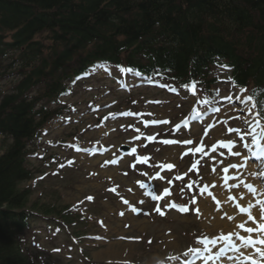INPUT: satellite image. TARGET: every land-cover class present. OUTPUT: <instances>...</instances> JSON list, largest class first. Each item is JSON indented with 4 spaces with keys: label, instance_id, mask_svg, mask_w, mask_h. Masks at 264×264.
Masks as SVG:
<instances>
[{
    "label": "rangeland",
    "instance_id": "obj_1",
    "mask_svg": "<svg viewBox=\"0 0 264 264\" xmlns=\"http://www.w3.org/2000/svg\"><path fill=\"white\" fill-rule=\"evenodd\" d=\"M9 62L5 60L0 63V75L3 76L0 96L9 93L20 81L18 72L7 68ZM109 68V71L103 68L95 70L75 87L70 102L79 107L74 114L77 122L71 123L70 129H64L63 124L57 122L48 126L49 135L41 136V141L36 144V150L40 149L44 154L43 159H28L33 177L19 186L20 190L29 191L26 210L31 218L28 229L20 238L28 264H114L117 261L161 264L168 261L167 256L178 255L190 247L202 248L197 244L199 238H216L234 229L229 223L231 212L226 215L217 208L218 200L212 204L207 199V191H200L203 188L201 185H193L191 190L185 186L190 183V176L195 177L194 172L189 171L194 163L191 161L193 154L188 159H181L186 149L180 144L164 146L163 143L165 139L192 140L191 149L205 145L206 160L197 165V169L206 182L219 181L215 187L208 188V192L218 198L224 197L228 203L230 195L226 192L228 184L226 186L223 179L225 174L213 172L212 168L217 169L218 162L226 161L229 164L227 160L230 155L219 148L217 152H212L211 146L230 139L231 135L239 146L236 134L228 132L229 127L241 126H238L240 121L232 118L237 115L236 110L221 101L232 92V85L223 84L215 88L220 99L217 98L211 106L217 105L221 109L216 116L203 127L195 125L189 131L183 128L178 132L174 130L175 125L186 120L188 115L192 116L193 108L201 110L200 105L194 104L193 97H186L184 88L175 91L167 89V92L158 88L141 90L139 85L134 86L137 77L127 75L125 79L122 75V84L129 85V82L132 85L130 92L124 91L122 95L111 82L112 78L121 79L119 72L115 67ZM218 72L223 77L227 74L223 70ZM105 81L109 87L104 91L98 90ZM198 96L203 99L205 95L198 92ZM113 100L120 105L114 107L113 113L127 109L137 119L104 118L101 116L103 111L91 115V111L100 103ZM83 112L84 117H88L85 120L79 118ZM153 121L170 123L164 127H153L159 124ZM145 123L149 127L144 128ZM148 137L153 139L149 140ZM159 137L163 140L161 149L156 147ZM75 140L82 145L72 146ZM2 141L0 137V154ZM63 141L70 144L64 145ZM123 145L131 150L136 148V153L127 156L118 153ZM48 154H52L54 159L50 160ZM137 156L150 159L147 163H137ZM198 156L200 154L196 160ZM105 161L117 163L106 164ZM174 162L178 164L180 173L158 167L168 163L176 165ZM157 173L164 179H158ZM176 175H184V180H175ZM170 179L172 184L168 183ZM166 188L171 190V196L165 199L189 208L187 213L169 209L164 201L159 204L165 214L161 216L154 211L157 202L151 201V194L162 195V190ZM181 188L184 190L181 191ZM193 196L196 197V204L191 203ZM88 197L93 199L89 200ZM142 199L149 202L140 204ZM123 200L129 204L125 205ZM130 205L143 211L134 214L129 210ZM45 209L49 210L48 216L43 213ZM122 212L124 215H121ZM219 247L215 250L216 254Z\"/></svg>",
    "mask_w": 264,
    "mask_h": 264
},
{
    "label": "trees",
    "instance_id": "obj_2",
    "mask_svg": "<svg viewBox=\"0 0 264 264\" xmlns=\"http://www.w3.org/2000/svg\"><path fill=\"white\" fill-rule=\"evenodd\" d=\"M13 53L23 79L0 102V135L11 140L0 156V264H28L19 236L29 191L19 186L33 176L28 145L52 118L37 103L55 102L92 62L124 60L179 85L196 80L207 94L214 63H227L235 83L254 87L264 116V1L0 0V60Z\"/></svg>",
    "mask_w": 264,
    "mask_h": 264
},
{
    "label": "snow or ice",
    "instance_id": "obj_3",
    "mask_svg": "<svg viewBox=\"0 0 264 264\" xmlns=\"http://www.w3.org/2000/svg\"><path fill=\"white\" fill-rule=\"evenodd\" d=\"M221 67L226 68L227 66L221 65ZM121 71L122 72L127 71L131 73L132 69H121ZM228 79L229 81H231L233 85H235V81L232 80V78L229 77ZM182 87L186 90L185 92L186 97L187 96L193 97L194 104L201 106L200 111H197L195 108H193L194 119L202 116L204 112L208 110L207 105L209 104V101L201 99L198 96V92L203 91L201 83L196 80H193L190 85L184 84L182 85ZM172 90L175 91V89H172ZM245 91L246 90L243 87H241L239 91L230 93L223 98V102L230 105L237 112V115L232 118L241 122L240 127H229L228 132L236 134V136L239 138L240 144H242V147L246 149L247 152L252 153L253 146H255L258 149V151H256L253 154L259 157H264V144L259 143L260 140L264 139V120H262L260 116V112L258 110L257 111L253 110L256 106L250 104V101L252 100V96L243 95ZM212 111L213 113H219L221 109L219 107H214ZM124 115L131 116L133 115V113L126 112L124 113ZM153 123H159V122L153 121ZM162 123L168 124L170 122L163 121ZM145 126H147V123L145 124ZM174 130L178 132L181 131L182 130L181 124L175 125ZM258 130H259V133H258ZM137 131L139 130L137 129ZM249 137H251L250 143L248 142ZM148 139L152 140L153 138L148 137ZM163 143L166 145H173V144L192 145L193 141L192 140L178 141L175 139H165ZM205 147H206L205 145L201 144L199 146H196L192 149L185 151L183 155H188L189 151L192 152L194 157L197 154L205 155L206 154L204 152ZM218 148L226 150L227 154L230 156H233V157L242 156V153L239 150L238 144L234 140H229L228 142L219 141L217 142V144H214L211 146V151L217 152ZM233 149H236V150L233 151ZM136 151H137L136 148H132L133 154H135ZM183 155L181 156V159H183ZM221 155H224V153L221 152ZM149 159L150 157H140V156L136 157L137 163H147ZM105 163L106 164L107 163H117V161H105ZM222 163L226 164V161H223ZM200 164H201V161L197 159L195 163L191 165L189 171L196 170L198 172L197 165H200ZM205 165H207V161H205ZM244 166H245L244 163H241V164L231 163L230 165L223 167L222 171L225 174L223 177V179L225 180V185L227 186L228 179L238 180L239 183H233L231 184L230 187L232 189H235V188H239L240 185L243 184L244 189L252 193L253 196L255 197L258 195V193L256 189L253 187V185L245 183L238 176H231V177L228 176L230 168L239 170L243 168ZM132 167H135V165H132ZM158 167L171 171L175 168V165L168 163V164L159 165ZM212 171L216 172V168L213 167ZM184 175H187V174H184ZM184 175H176L174 179L178 181H182L184 180ZM157 178L161 180L164 179V177L159 176V173H157ZM168 183L172 184V180L171 179L168 180ZM185 186L189 190H191L193 188V183L191 182L187 183ZM141 187L143 188L144 185L141 184ZM213 187H215V185H213ZM109 190L113 192L115 191V189H109ZM183 190L184 189L181 188V191ZM129 191H131V189H129ZM200 191L201 192L207 191V187L205 186V188H202ZM162 193H163L162 195L151 194L150 196L151 201L157 202L154 207V211H156L158 214H160L161 216L165 214L164 211L160 207V204H159L160 201H164L165 205L171 209H178V211L184 212V213H187L189 211V208L180 207L174 202L169 203V201L165 199L166 197L171 196L170 189H167V188L163 189ZM240 198L243 199V194H241ZM87 199L91 200L93 198L88 197ZM233 199L235 198L229 197V200H233ZM148 202L149 201L143 200V199L139 201L140 204H144ZM123 203L125 205L129 204L127 200H123ZM191 203L192 204L197 203L196 197L193 196L191 198ZM258 204L261 206L262 209H264V200H259ZM236 207L239 209V212L241 214L247 216L248 221H251L255 225V227H252V226H245V223H241L237 226L240 229V232L247 233V236L241 235L240 232H237V233L230 232L227 235L221 234L220 236L216 238H212V239H209L208 237H202L197 240V244H200L203 247L202 248L201 247H190L187 249V251L183 253V256L188 257L190 254L200 255L202 251L207 252L209 255L206 257H202V259H204L206 264H208L209 261L213 259L219 260L221 257L227 256L229 251H232L234 253H238L239 254L238 257L228 256L227 258L229 260H238L239 264H258V261L255 258L256 255L260 257L261 262H264V215L261 216L260 220H257L252 215L251 210L254 207L252 203H248L247 208L241 207L239 204H237ZM129 210L133 212L134 214H139L141 211H143V209H140L137 206H131V205L129 206ZM197 213H199V209H197ZM145 214H148V213H145ZM121 215H124V213L122 212ZM229 219H232V217H229ZM233 236H235L236 239L240 241V245H237L235 243V241L233 240ZM218 245H220L219 251L216 255H213L212 249L216 248ZM241 247H244L246 249H251L254 255L245 256L244 253L240 252ZM181 264H193V262L188 259H184L181 261Z\"/></svg>",
    "mask_w": 264,
    "mask_h": 264
},
{
    "label": "bare ground",
    "instance_id": "obj_4",
    "mask_svg": "<svg viewBox=\"0 0 264 264\" xmlns=\"http://www.w3.org/2000/svg\"><path fill=\"white\" fill-rule=\"evenodd\" d=\"M254 152L251 153L252 158L258 162V164H262L264 160H262L264 157H259L253 154Z\"/></svg>",
    "mask_w": 264,
    "mask_h": 264
}]
</instances>
